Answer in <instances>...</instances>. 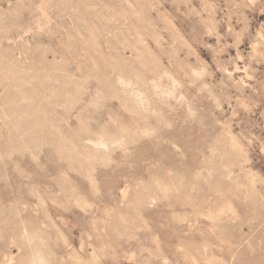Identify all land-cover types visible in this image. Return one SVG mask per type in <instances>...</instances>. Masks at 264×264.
Returning a JSON list of instances; mask_svg holds the SVG:
<instances>
[{"label": "rangeland", "instance_id": "1", "mask_svg": "<svg viewBox=\"0 0 264 264\" xmlns=\"http://www.w3.org/2000/svg\"><path fill=\"white\" fill-rule=\"evenodd\" d=\"M0 264H264V0H0Z\"/></svg>", "mask_w": 264, "mask_h": 264}]
</instances>
